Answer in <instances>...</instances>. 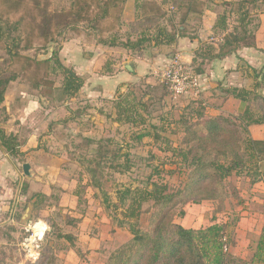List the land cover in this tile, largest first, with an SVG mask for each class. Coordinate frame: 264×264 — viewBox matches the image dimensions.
<instances>
[{
  "label": "rangeland",
  "instance_id": "rangeland-1",
  "mask_svg": "<svg viewBox=\"0 0 264 264\" xmlns=\"http://www.w3.org/2000/svg\"><path fill=\"white\" fill-rule=\"evenodd\" d=\"M125 1L126 3L124 0L115 1L108 17L93 27L89 20L98 19L102 14L98 0H0V19L12 25L11 34L17 40L7 44L0 39V77L8 72L17 76L5 94L6 110V96L12 86L21 85L32 92L33 84L40 82L44 83L43 93H49L54 86L60 88L64 76L60 71L50 70L52 66L57 68L54 61L47 66L36 65L52 60L54 55L48 59L51 46L54 52H58L57 60L66 66L62 51L67 45L75 44L84 50L90 46L102 47L97 44V39H106L121 32L125 37L136 40L143 29L134 31L131 24L137 19L143 20L152 16L159 20L160 25L174 31L181 16L187 11L180 10L175 5V0ZM241 1L196 0L195 20L191 22V28H188L190 35L192 30L202 26V18L207 9L212 8L217 15L229 10L236 12V7L226 6L224 3L234 4ZM189 2L187 0L185 3ZM87 7H90L89 11H83ZM81 11L82 20L79 19L76 28L70 29V23L77 20L76 14ZM259 14L260 10L251 8L248 27L251 35L254 30L256 31ZM238 16L232 15L229 25L237 26ZM46 19H49V24L45 23ZM59 21H64L65 24L59 26ZM46 26L50 29H46ZM153 31L152 29L150 33ZM60 32L64 33L63 38ZM49 36L50 40H47ZM152 45L153 43L148 46ZM258 73L257 75H260L258 80L264 82V67ZM257 75L248 86L252 87L256 83ZM51 83L54 86H50ZM261 90H264V86ZM125 92L124 97L142 100L143 106H138V113L134 117L136 123L125 125L116 122L114 100L106 99L96 103L98 105L93 106V109L89 103L81 105V109H78L79 114L86 115L87 118L90 114L104 117L103 128H100L104 129L103 133H99L97 125L89 119L86 124L79 127L65 125L66 129L61 134L59 150L69 156L72 164L77 165L79 173L77 176L82 178L75 190V193L80 195L76 209L60 207L61 190L55 188L52 190L54 197L47 202L44 210L33 208L31 219L24 224L22 216L36 196L27 192L16 213L14 225L12 223L0 227V264H71L72 258H68L69 251L70 254H77L73 257L74 264L88 263L87 257L92 256L91 251L95 250V246L99 247L90 243L96 236L105 238L106 233L113 234L117 244L126 241L127 234L132 237L129 226L125 225L128 222L124 218L125 208L120 207L118 201L119 192L127 188L147 189L153 182L167 185L168 193L171 194L185 188L190 181L191 173V169L187 167L188 161H192L199 146L190 143L191 138L194 134L205 135L206 124L210 122L203 118L204 112L199 104L202 91L199 96L175 99L162 87L160 79L155 74L130 84ZM53 95L58 100L64 99L58 90ZM250 106L257 110L254 103ZM244 109L245 106L234 115L222 116L232 120L240 117ZM92 110L95 111L94 115L89 112ZM146 134L150 135L139 139ZM222 154L219 158L221 162L226 163L234 159L232 153ZM186 155L188 161L185 160ZM263 158L258 165L262 168L261 174L258 175H254L253 164L248 157L243 159L246 166L241 170V174H234L225 181L227 195L222 200L206 199L207 193L210 192L206 187L195 194L197 203L180 201L169 213L175 224L194 230H202L212 224L226 226L222 238L225 264H252L264 225V194H260L264 189ZM89 161H94L95 170L98 164L101 165V169L97 167L96 175V180L100 182L99 188L91 183L88 175L86 168ZM255 170L259 171V168L256 166ZM261 180L263 184L259 182ZM154 212L151 203L144 205L139 220L141 229L148 228ZM40 232L43 233L42 239L33 236V233L38 236ZM81 234L86 236L82 238ZM66 235L73 236V242L66 239L64 237ZM97 256L99 255H93L92 260H100Z\"/></svg>",
  "mask_w": 264,
  "mask_h": 264
},
{
  "label": "trees",
  "instance_id": "trees-1",
  "mask_svg": "<svg viewBox=\"0 0 264 264\" xmlns=\"http://www.w3.org/2000/svg\"><path fill=\"white\" fill-rule=\"evenodd\" d=\"M101 9V16L89 22L95 26L99 22L105 20L110 12V8L117 0H98ZM111 1L112 4H111ZM179 2L175 0V5L180 10L186 9V13L181 16L177 28L169 30L166 26L160 25L159 20L155 17H145V19H137L130 26L132 30H142L138 35V39L125 37L121 34L111 35L106 39H97L99 46L115 49L120 48L128 52H134L138 56H143L146 46L154 44L160 47L163 45H174L179 38L194 39L200 27L192 30L190 35L188 28H191L192 15L196 13L194 5L196 0H183ZM117 3V2H116ZM124 3L126 1L124 0ZM226 6L236 7L234 10H229L224 14H218L215 21L213 32L223 36V41L220 44V53L218 57H224L235 53L241 46H252L254 44V34L249 31L251 8L260 10L264 13V0H242L234 4H225ZM197 6V5H196ZM87 7L83 11H89ZM81 12H77L74 22L70 23V29H74L79 24ZM235 13V14H234ZM202 14V12H200ZM231 15V16H230ZM232 15L237 17V26L229 25V20ZM201 17V16H200ZM176 18V16H175ZM66 22L68 21L65 19ZM173 20V19H172ZM171 20V21H172ZM201 21V19H199ZM46 24H49V19H46ZM69 23V22H68ZM65 24L64 21H59L58 25ZM201 26V25H200ZM12 25L9 22H4L0 19V39L9 44L10 41L16 42L11 34ZM258 27V26H257ZM256 27V29H257ZM50 29L49 26L45 27ZM97 29V28H96ZM153 33H150L151 30ZM67 31V30H66ZM63 32H60L62 34ZM64 34V33H63ZM60 35L63 38L64 35ZM151 34H153L151 36ZM129 35V34H128ZM50 40L49 38H46ZM54 41V40H53ZM149 47V46H148ZM212 46H206L202 51L200 58L209 57L213 52ZM18 55V54H16ZM58 52H54L51 61L46 63H36L37 66L49 65L55 62V66L50 67V70L62 72L64 76L63 82L58 89L63 96V100H69L75 97L83 86V80L72 69L67 68L57 60ZM260 75H257L256 83L252 89L233 87L227 90V94L244 103L245 109L240 117L232 119L219 116L206 124V134H194L190 143H195L198 146L197 153L194 154L192 161H188V156L185 160L189 162L188 168L191 169L189 176L190 181L186 184L183 190H179L175 194L168 193L169 187L164 184L151 183L147 189H131L127 188L118 193V201L120 207L125 208L124 218L128 221L125 225L129 226L132 237L119 247L112 250L104 264H225V252L222 238L226 232V226L220 224H212L202 230H194L186 228L180 224H175L169 217L171 210L181 201L196 202L195 194L203 191L206 187L210 189L207 193L208 200H221L225 197L226 188L225 181L231 178L234 174H241V170L246 166L243 162L245 157H248L253 164L254 175L261 174L262 168L259 167L261 158L264 156L263 142H254L250 138L249 127L253 125H264V82L259 81ZM17 79L16 74L8 72L0 77V152L15 155L19 146L18 139L13 135H8L5 127L9 121V114L4 106L5 94L11 82ZM44 85V83H34V89ZM54 86V84H50ZM162 87L168 92L167 87L162 84ZM153 91H155L153 89ZM169 93V92H168ZM62 99V98H61ZM137 101V102H136ZM254 103L257 110H253L250 106ZM138 106H143L142 100H131L130 96L120 97L116 104V122L125 125L136 123V113ZM146 134L140 136L139 139L146 137ZM193 149V148H192ZM189 152L192 154L191 150ZM205 152V153H204ZM223 152H229L234 155V159L230 162H221L219 160ZM202 156H200V154ZM263 156V157H261ZM264 161V158H263ZM84 164L86 162L84 161ZM87 172L91 178V183L96 187H100V182L96 180L98 169L101 165L93 167L94 161L87 163ZM255 166V167H254ZM256 166L259 171L255 170ZM129 168V167H127ZM264 176V175H263ZM263 184L262 180L259 181ZM257 183V182H255ZM253 183V184H255ZM185 195V196H183ZM80 196V195H78ZM36 209L44 210L48 201L53 199V195L48 197L42 194H37ZM109 199H107L108 201ZM151 203L155 210L150 218V223L147 229H141L139 225L140 217L143 213L145 204ZM63 237L62 235L60 236ZM66 239L73 242L70 235L64 236ZM264 264V225L261 231L260 240L257 243L256 251L253 256L252 264Z\"/></svg>",
  "mask_w": 264,
  "mask_h": 264
},
{
  "label": "crops",
  "instance_id": "crops-1",
  "mask_svg": "<svg viewBox=\"0 0 264 264\" xmlns=\"http://www.w3.org/2000/svg\"><path fill=\"white\" fill-rule=\"evenodd\" d=\"M216 19V12L212 8L207 9L194 39L179 38L174 45L157 48L153 44L145 48L143 56L119 48L90 46L84 50L75 44L67 45L62 51L66 67L72 68L83 80L79 93L69 100H58L53 95L58 86L50 89L49 93L42 92L44 85L33 88L32 92L21 85L10 87L11 94L6 96L5 103L10 118L5 131L18 139L19 146L15 155L3 150L0 152V227L14 225L16 213L27 192L50 197L52 190L60 189V207L76 209L79 197L75 190L82 178L77 176V165L59 150L65 125L79 127L91 119L98 132L103 133L104 129L100 128H103L104 117L80 115V106L89 103L93 109L98 105L96 103L106 99L114 100L115 105L130 84L155 75L175 54L199 75L202 89L199 104L206 121L240 112L244 103L229 96L227 90L233 87L252 89L248 83L264 67V13L258 15V27L253 33L254 44L250 47L243 45L235 53L224 57H218L223 36L213 32ZM192 20H195L194 15ZM206 46H212L214 50L209 57L200 58ZM89 112L95 114L94 110ZM248 131L254 142H263L261 147L264 148V125H253ZM25 165L29 166L28 175L24 172ZM260 194H264V189ZM36 203L35 196L31 203L33 208H36ZM127 235L126 241L130 239V234ZM92 241L90 243L99 247L95 246L90 253L92 256L87 257L89 262L85 264H104L108 254L126 242L117 244L113 234L108 233L105 238L98 235ZM76 255L69 251L71 264L75 263L73 257ZM93 255H99L97 258L100 257V260H92Z\"/></svg>",
  "mask_w": 264,
  "mask_h": 264
},
{
  "label": "built area",
  "instance_id": "built-area-1",
  "mask_svg": "<svg viewBox=\"0 0 264 264\" xmlns=\"http://www.w3.org/2000/svg\"><path fill=\"white\" fill-rule=\"evenodd\" d=\"M155 74L175 99L201 94L202 89L198 73L193 67L186 64L179 55L173 56L170 62ZM45 228L46 232L47 227L45 226ZM33 236L37 237L35 233ZM37 238L39 239V237Z\"/></svg>",
  "mask_w": 264,
  "mask_h": 264
},
{
  "label": "water",
  "instance_id": "water-1",
  "mask_svg": "<svg viewBox=\"0 0 264 264\" xmlns=\"http://www.w3.org/2000/svg\"><path fill=\"white\" fill-rule=\"evenodd\" d=\"M53 55H54V48H53V46H51V48L49 49V58L48 59H50ZM128 68H129V66H128ZM262 167L264 169V164H263ZM28 169H29V166L28 165H25L24 166V172L27 175L29 174L28 173ZM32 211H33V205H30L28 207L26 213L24 214L23 219H22V221L24 222V224H26L27 222H29V220L31 219Z\"/></svg>",
  "mask_w": 264,
  "mask_h": 264
},
{
  "label": "bare ground",
  "instance_id": "bare-ground-1",
  "mask_svg": "<svg viewBox=\"0 0 264 264\" xmlns=\"http://www.w3.org/2000/svg\"><path fill=\"white\" fill-rule=\"evenodd\" d=\"M38 236H39L40 239H42V237H43V233L40 232V234H38ZM38 236H37V237H38Z\"/></svg>",
  "mask_w": 264,
  "mask_h": 264
}]
</instances>
